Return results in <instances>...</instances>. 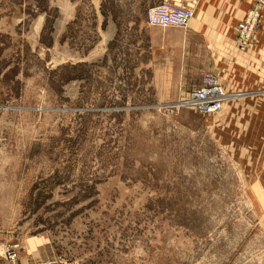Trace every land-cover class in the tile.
<instances>
[{
	"label": "rangeland",
	"instance_id": "374dc122",
	"mask_svg": "<svg viewBox=\"0 0 264 264\" xmlns=\"http://www.w3.org/2000/svg\"><path fill=\"white\" fill-rule=\"evenodd\" d=\"M151 4L0 0V264H264L251 103L176 108L211 73L178 92L130 76L124 28L97 48L99 10Z\"/></svg>",
	"mask_w": 264,
	"mask_h": 264
},
{
	"label": "crops",
	"instance_id": "0c3cea01",
	"mask_svg": "<svg viewBox=\"0 0 264 264\" xmlns=\"http://www.w3.org/2000/svg\"><path fill=\"white\" fill-rule=\"evenodd\" d=\"M149 2L151 5L160 2L192 5V0ZM252 2L196 0L193 17L186 29L149 26L146 13L122 23V12L99 10L97 48L106 49L125 29L130 38L129 55L139 58L136 69L132 64L130 76H169L178 92L199 85L206 73L216 76L222 88L233 96L227 102L230 103L228 107L234 110L247 103L254 107L252 112H256V118L254 115L251 121L257 120L259 132L257 149L251 151V155L264 162V11L245 50H238L235 31ZM143 56L147 58L145 61ZM259 174L264 176V173Z\"/></svg>",
	"mask_w": 264,
	"mask_h": 264
},
{
	"label": "built area",
	"instance_id": "2783aa9c",
	"mask_svg": "<svg viewBox=\"0 0 264 264\" xmlns=\"http://www.w3.org/2000/svg\"><path fill=\"white\" fill-rule=\"evenodd\" d=\"M262 10H264V0H253V6L244 19L237 24L236 38L239 49L244 50L250 43L252 35L258 26ZM192 14L193 11L190 7L161 2L147 9L146 21L151 26L186 28L192 18ZM204 82L202 86L192 88L186 93L184 98L173 105H176V108L185 107L192 109L203 115L219 111L227 95L211 74H206ZM12 253H8L11 258L14 257Z\"/></svg>",
	"mask_w": 264,
	"mask_h": 264
},
{
	"label": "bare ground",
	"instance_id": "6f19581e",
	"mask_svg": "<svg viewBox=\"0 0 264 264\" xmlns=\"http://www.w3.org/2000/svg\"><path fill=\"white\" fill-rule=\"evenodd\" d=\"M160 3H161V2H160ZM169 3H170V2H169ZM195 3H196V0H192V5H190V6H185V5H177V6L190 7V8H192V11H193V14H194V5H195ZM158 4H159V3H158ZM171 4H173V3H171ZM174 5H176V4H174ZM154 6H155V5H154ZM252 6H253V2H252L251 7H252ZM251 7L247 10V12L245 13V16H246V14L248 13V11L251 9ZM262 11H264V10H262ZM262 11H261V12H262ZM146 13H147V12H146ZM193 14H192V17H193ZM260 15H261V13H260ZM245 16H244V17H245ZM191 19H192V18H191ZM191 19H190V21H191ZM243 19H244V18H243ZM243 19H242V20H243ZM242 20H241V21H242ZM259 20H260V18H259ZM190 21H189V23H190ZM241 21H240V22H241ZM146 23H147V21H146ZM189 23H188V25H189ZM238 23H239V22H238ZM238 23H237V24H238ZM147 25H149V24L147 23ZM188 25H187V27H188ZM149 26H151V25H149ZM153 26H157V25H153ZM159 27H162V26H159ZM168 27H172V26H167V27H163V28H168ZM187 27H186V28H187ZM236 27H237V25H236ZM172 28H178V27H172ZM186 28H180V29H186ZM235 31H236V28H235ZM255 31H256V30H255ZM255 31H254V34H255ZM254 34H253V35H254ZM253 35H252V37H253ZM236 37H237V36H236ZM236 42H237V38H236ZM237 46H238V42H237ZM238 49H239V47H238ZM245 49H246V48H245ZM245 49H244V50H245ZM239 50H241V49H239ZM241 51H242V50H241ZM212 76H213V75H212ZM221 88H222V87H221ZM222 90H223V89H222ZM223 104H224V102H223ZM222 107H223V105H222ZM222 107H221V109H222ZM221 109H220V110H221ZM220 110H219V111H220ZM219 111L213 112V113L208 114V115L216 114V113L219 112Z\"/></svg>",
	"mask_w": 264,
	"mask_h": 264
}]
</instances>
